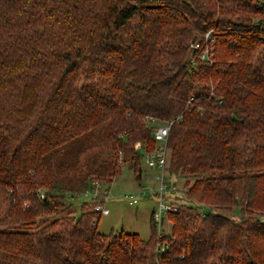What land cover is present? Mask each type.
Masks as SVG:
<instances>
[{
  "label": "trees",
  "instance_id": "trees-1",
  "mask_svg": "<svg viewBox=\"0 0 264 264\" xmlns=\"http://www.w3.org/2000/svg\"><path fill=\"white\" fill-rule=\"evenodd\" d=\"M165 122L170 232L72 211ZM259 214L264 0H0V264H264Z\"/></svg>",
  "mask_w": 264,
  "mask_h": 264
},
{
  "label": "rangeland",
  "instance_id": "rangeland-1",
  "mask_svg": "<svg viewBox=\"0 0 264 264\" xmlns=\"http://www.w3.org/2000/svg\"><path fill=\"white\" fill-rule=\"evenodd\" d=\"M110 153L104 151L100 156L107 157ZM109 158V157H107ZM120 172L110 177V186L107 187V182L101 180V183L109 188L108 199L104 201V206L108 209L107 215H101L97 222L98 231L101 233H115L124 231L137 233L143 240H147L151 234L150 215L152 210L157 206L158 196L155 192L159 181L155 180V176L159 170H152L146 167L141 160L137 165L131 163H122L119 160ZM140 169V173L137 172ZM107 175L105 174V177ZM139 176V178H138ZM166 176H169L166 174ZM104 177V178H105ZM170 177V176H169ZM102 178V177H101ZM103 178V179H104ZM167 178V177H166ZM170 179V178H169ZM177 187V192L174 197L169 198L170 201H184V180L180 177H175L172 180ZM167 183H171L167 179ZM141 193H144L141 195ZM135 198V202H129ZM91 201L86 194H80L70 200L73 210L77 214L81 205ZM165 232H170V221L165 220L162 223Z\"/></svg>",
  "mask_w": 264,
  "mask_h": 264
},
{
  "label": "built area",
  "instance_id": "built-area-1",
  "mask_svg": "<svg viewBox=\"0 0 264 264\" xmlns=\"http://www.w3.org/2000/svg\"><path fill=\"white\" fill-rule=\"evenodd\" d=\"M214 42V36L211 35V33L207 32L204 34L203 42H196L193 44L194 48L201 50V53L197 57L199 61H210V59L212 58V52L214 50ZM190 101L191 99H189V102ZM171 124L172 122H165L156 124L154 126L151 131V137L154 141V146L150 150L146 148V144L135 145L137 151L141 154V160L143 161L144 165L152 170H159V173L154 178L155 180L159 181V184L155 190L158 196L157 206L152 210V221L155 225V237L157 239L162 238V236L165 235L164 229L162 227V222L167 217V214L169 212L176 211V207L173 204H170L171 201L169 199V197L172 196L175 192V186H173L171 183H167L165 173L167 157L166 141ZM90 183V187L87 188L84 194L89 196L91 200L95 201V204L93 206L94 211L99 212L100 215H107L109 212L108 209L104 206V201L109 198V188H107L104 183L102 184L98 180H91ZM165 192H167V198L162 196ZM143 194L144 193H141V195ZM135 201V198H133L129 203L132 204V202ZM258 217L259 220L264 223V214H259ZM165 246L166 245L163 243H158L157 250L162 251Z\"/></svg>",
  "mask_w": 264,
  "mask_h": 264
}]
</instances>
